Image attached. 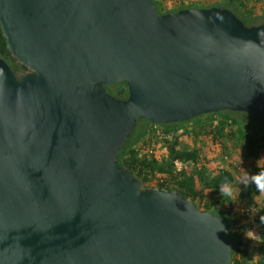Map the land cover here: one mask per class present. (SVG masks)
<instances>
[{
  "label": "water",
  "instance_id": "1",
  "mask_svg": "<svg viewBox=\"0 0 264 264\" xmlns=\"http://www.w3.org/2000/svg\"><path fill=\"white\" fill-rule=\"evenodd\" d=\"M0 26L29 69L0 58V264H230L223 218L117 157L139 118L263 115L264 23L154 0H0Z\"/></svg>",
  "mask_w": 264,
  "mask_h": 264
},
{
  "label": "trees",
  "instance_id": "2",
  "mask_svg": "<svg viewBox=\"0 0 264 264\" xmlns=\"http://www.w3.org/2000/svg\"><path fill=\"white\" fill-rule=\"evenodd\" d=\"M173 1L176 7L163 9L164 0H154V4L159 14L191 7L218 6L232 11L246 26L264 23V13L256 8L257 3H264V0H213L202 5L184 3V0ZM0 58L5 59L14 71H29L11 55L1 26ZM105 87L117 98L126 99L128 96L124 82L106 84ZM251 116L261 120L264 114L223 110L187 121L160 124L139 118L117 157L118 163L129 169L143 187L175 190L200 209L223 218L232 228L230 264L248 262L251 240L245 232L251 228V223L242 202L245 206L254 205L260 191L250 177H247V182L239 180L233 173L234 165L210 170L207 167L216 156L230 155L232 150L238 149L251 165L249 174L264 171V161L258 162L264 157V128L252 129L247 123V118ZM156 144L161 148L158 154L159 145ZM230 187H235V195L223 193L224 188ZM256 219H260L262 230L257 264H264V220L259 213Z\"/></svg>",
  "mask_w": 264,
  "mask_h": 264
},
{
  "label": "rangeland",
  "instance_id": "3",
  "mask_svg": "<svg viewBox=\"0 0 264 264\" xmlns=\"http://www.w3.org/2000/svg\"><path fill=\"white\" fill-rule=\"evenodd\" d=\"M192 3V4H198V5H202V4H207V3H211L213 2V0H190V1H185L184 3ZM253 2V0H252ZM163 9L165 7H176V3L173 0H164L162 6ZM257 10L264 12V3L262 2H258L256 5ZM247 123L249 124V126L252 129H261L264 128V117L263 119H258L255 116H251L247 118ZM183 143V141H182ZM198 144V143H197ZM196 144V145H197ZM159 145V144H156ZM189 147V146H187ZM158 151L157 154L159 153L160 145L157 147ZM225 156L227 157L225 159ZM230 165H234L233 168V173L236 175V177L241 180L242 182H247L248 179L247 177H250V179L252 181H254V179L252 178L253 175L249 174V170L251 168V165L249 164V161L245 160L244 155L242 154L241 150L238 149H234L231 151L230 155H220V156H216L215 158L212 159L211 162H209V165L207 168H209L208 170H210V168H221V167H230ZM236 166V167H235ZM223 193H230L231 195H235V187H230V188H224ZM211 196H215L214 193H210ZM257 201L254 205H256L259 209V214H261V220H264V191H260L259 194L257 195ZM243 209H247L252 205H248L245 206L243 203ZM259 217V216H258ZM260 221V219H259ZM260 226V225H259ZM260 230L259 232V240L256 241V245L253 246L251 244L250 247V256L248 258V262L247 264H257V261L259 259V252H258V246L260 244V238H261V234H262V230L261 227H259ZM252 229H249L245 232L246 236L250 238V232ZM255 231V230H254Z\"/></svg>",
  "mask_w": 264,
  "mask_h": 264
},
{
  "label": "built area",
  "instance_id": "4",
  "mask_svg": "<svg viewBox=\"0 0 264 264\" xmlns=\"http://www.w3.org/2000/svg\"><path fill=\"white\" fill-rule=\"evenodd\" d=\"M226 158L227 157L225 156V159ZM244 211H245V213L248 214L249 221L251 223V228H249V229H252L251 232H250V240H251L250 244L255 246L256 245V241L259 240V232L258 231L260 230L259 227H261L260 221H257V219H256V217H257V215L259 213V209H258V207L256 205H252L249 208H247L246 210L244 209ZM249 229H247V230H249Z\"/></svg>",
  "mask_w": 264,
  "mask_h": 264
},
{
  "label": "clouds",
  "instance_id": "5",
  "mask_svg": "<svg viewBox=\"0 0 264 264\" xmlns=\"http://www.w3.org/2000/svg\"><path fill=\"white\" fill-rule=\"evenodd\" d=\"M259 161H264V157L258 159V162ZM252 178L254 179L259 191H264V171H259L254 174Z\"/></svg>",
  "mask_w": 264,
  "mask_h": 264
},
{
  "label": "flooded vegetation",
  "instance_id": "6",
  "mask_svg": "<svg viewBox=\"0 0 264 264\" xmlns=\"http://www.w3.org/2000/svg\"><path fill=\"white\" fill-rule=\"evenodd\" d=\"M264 13V12H263ZM263 16H264V14H263Z\"/></svg>",
  "mask_w": 264,
  "mask_h": 264
}]
</instances>
